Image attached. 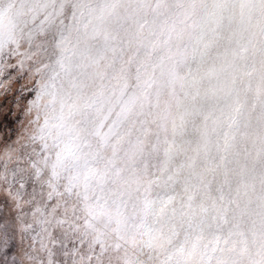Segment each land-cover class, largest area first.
<instances>
[{
    "label": "snow or ice",
    "instance_id": "snow-or-ice-1",
    "mask_svg": "<svg viewBox=\"0 0 264 264\" xmlns=\"http://www.w3.org/2000/svg\"><path fill=\"white\" fill-rule=\"evenodd\" d=\"M0 264H264V0H0Z\"/></svg>",
    "mask_w": 264,
    "mask_h": 264
}]
</instances>
